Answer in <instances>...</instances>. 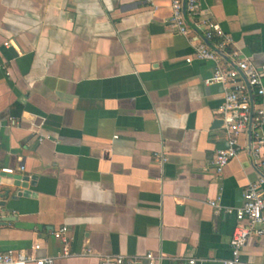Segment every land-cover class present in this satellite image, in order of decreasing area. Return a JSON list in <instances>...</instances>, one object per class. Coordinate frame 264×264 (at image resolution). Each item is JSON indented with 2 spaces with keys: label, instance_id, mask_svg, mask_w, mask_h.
Wrapping results in <instances>:
<instances>
[{
  "label": "crops",
  "instance_id": "crops-1",
  "mask_svg": "<svg viewBox=\"0 0 264 264\" xmlns=\"http://www.w3.org/2000/svg\"><path fill=\"white\" fill-rule=\"evenodd\" d=\"M171 4L0 0V170L36 176L30 195L0 184V251L59 256L54 232L67 226L70 254L55 264L108 255L149 264L150 252L154 264L233 258L235 214L210 201L244 204L260 175L254 137L242 134V150L216 173L228 146L226 87L207 80L235 64L225 54L188 62L198 43L216 49L221 39L178 34ZM201 13L231 35L228 50L264 65V0H203ZM239 264H264V236Z\"/></svg>",
  "mask_w": 264,
  "mask_h": 264
},
{
  "label": "built area",
  "instance_id": "built-area-1",
  "mask_svg": "<svg viewBox=\"0 0 264 264\" xmlns=\"http://www.w3.org/2000/svg\"><path fill=\"white\" fill-rule=\"evenodd\" d=\"M203 0H172V15L169 21L171 28L182 36L189 35L193 29L203 32L207 41L220 38L216 49H212L206 42L196 45L194 55L188 57L191 62L194 58L221 61L223 54L235 64L233 67L218 66L214 75L207 81L218 82L226 87L224 101L219 109L223 127L228 135V146L219 149L213 160L216 173L222 174L229 162L238 156L242 150L239 138L252 130L254 143L251 152L255 166L260 171L256 182L249 183L244 193V204L231 209L224 208L219 199L210 201L216 213L222 211L234 213L236 226L231 239L233 258L225 264H239L241 252L250 240L264 236V65L256 66L250 57L245 55L238 47L228 50L234 43L231 35L227 34L221 25L211 18L202 15L201 4ZM194 27V28H193ZM257 97V99H256ZM20 171L24 170L19 166ZM2 172L14 174L13 168H3ZM54 236L62 243L59 256H37L33 252H18L13 250L0 251V264H55L58 257L70 254V237L68 227L62 226L54 232ZM35 245L34 250L39 249ZM86 255L94 254L89 248ZM149 264H154L156 255L147 253ZM188 264H199L195 257H190ZM100 264H138L137 260L126 261L122 256H104Z\"/></svg>",
  "mask_w": 264,
  "mask_h": 264
},
{
  "label": "water",
  "instance_id": "water-1",
  "mask_svg": "<svg viewBox=\"0 0 264 264\" xmlns=\"http://www.w3.org/2000/svg\"><path fill=\"white\" fill-rule=\"evenodd\" d=\"M0 128H1V122H0ZM36 176L30 177L28 175H21V174H10L5 173L0 170V184L1 185H8V186H15L16 188L20 189L21 191H18V195H30L31 190L28 188L30 185L35 184ZM8 190H6V194H8ZM0 196H3V193H0ZM4 201H0V207L4 205ZM11 219V218H9ZM5 220V219H3ZM2 224V221L0 220V225Z\"/></svg>",
  "mask_w": 264,
  "mask_h": 264
}]
</instances>
